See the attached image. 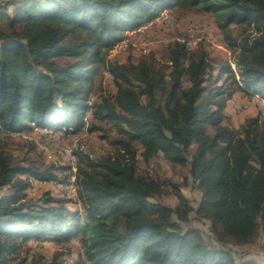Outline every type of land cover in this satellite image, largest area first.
Wrapping results in <instances>:
<instances>
[{
  "label": "trees",
  "instance_id": "1",
  "mask_svg": "<svg viewBox=\"0 0 264 264\" xmlns=\"http://www.w3.org/2000/svg\"><path fill=\"white\" fill-rule=\"evenodd\" d=\"M175 7L212 14L236 67L215 66L206 46L192 51L180 40L162 63L109 59L128 32ZM233 25L244 27L238 39ZM107 72L116 91L90 104L96 77ZM239 91L264 93V0H0V264L31 240L73 238L83 247L77 264H260L238 260L227 246L264 233V125L227 124L228 101ZM34 126L97 131L117 155L96 157L75 144L76 198L33 202L32 179L72 183L68 160L41 168L6 152V139ZM160 156L186 171L184 183L201 193L197 209L175 184L179 205L159 201L164 183L139 163ZM193 211L220 245L183 225Z\"/></svg>",
  "mask_w": 264,
  "mask_h": 264
},
{
  "label": "rangeland",
  "instance_id": "2",
  "mask_svg": "<svg viewBox=\"0 0 264 264\" xmlns=\"http://www.w3.org/2000/svg\"><path fill=\"white\" fill-rule=\"evenodd\" d=\"M232 28L234 37L238 39L244 27L233 25ZM176 40L187 42L192 51H196L199 45L206 46L215 66L230 61L233 67H236L233 51L219 30L216 18L199 8L188 10L175 7L165 10L152 22L136 31L128 32L126 39L114 46L109 59L125 64L137 63L144 57L154 56L162 63L167 60L168 46ZM95 85V93L91 96L90 104L96 101L99 95L116 91L108 72L105 75H98ZM188 85L187 82L186 86ZM263 94L250 96L241 91L236 92L232 99L228 101L225 111L227 124L234 128H240L248 119L259 118L261 124L264 125ZM87 120L92 123L91 114L87 117ZM17 135L24 137L6 139L5 150L14 160H22L20 164L31 163L41 168L50 166L67 167L68 162L69 165H71V162L65 154V149L68 150L67 147H69V150L74 151V145L81 142L86 143L87 151L96 157L108 152L117 155L116 148L107 140H104L102 134L97 131L90 132L87 128L79 132L67 133L40 129L34 126L30 130L17 133ZM30 141H33L35 145ZM81 148L84 149L85 147L81 145ZM139 171L143 174H149L164 183V193L159 199L161 203L174 209L179 205L180 199L174 191L175 184L181 186V191L188 198L190 205L195 209L198 208L201 193L191 180L184 183L186 171L180 167L172 166L160 156L150 162L140 161ZM57 173L62 174L59 171ZM73 178L76 179L74 171L71 170V184L58 182L54 184L32 179L28 197L33 202H40L45 194L74 199L76 198V186ZM69 207L77 210L79 205L71 202ZM183 225H186V228L198 229L207 242L220 245L214 233L211 232L210 222L199 214L197 215L195 211L191 213V221L183 223ZM227 246L233 250L238 260L251 259L264 264V233L262 230L258 231L250 242L236 244L234 241H230ZM57 254H59V264H77L83 256V247L77 238L63 243L31 240L21 248L19 254L9 257L8 264H31L39 259L43 260L45 264H51ZM25 258L27 260L23 261Z\"/></svg>",
  "mask_w": 264,
  "mask_h": 264
},
{
  "label": "bare ground",
  "instance_id": "3",
  "mask_svg": "<svg viewBox=\"0 0 264 264\" xmlns=\"http://www.w3.org/2000/svg\"><path fill=\"white\" fill-rule=\"evenodd\" d=\"M65 154H66L67 158L69 159V161L71 162V165H70L72 168L71 170H73L76 173L77 169H78V162H79L77 155L75 154V152L73 150H66V149H65ZM72 156H75L76 160L73 159Z\"/></svg>",
  "mask_w": 264,
  "mask_h": 264
},
{
  "label": "built area",
  "instance_id": "4",
  "mask_svg": "<svg viewBox=\"0 0 264 264\" xmlns=\"http://www.w3.org/2000/svg\"><path fill=\"white\" fill-rule=\"evenodd\" d=\"M67 148H68V150H69V147H67ZM72 158L76 160L75 156H72ZM74 175H75V172H74ZM73 179H74V178H73Z\"/></svg>",
  "mask_w": 264,
  "mask_h": 264
}]
</instances>
